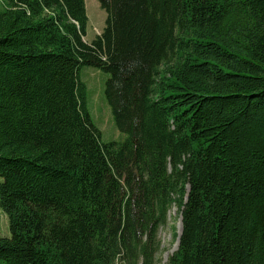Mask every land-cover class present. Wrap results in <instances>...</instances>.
<instances>
[{"label":"trees","instance_id":"1","mask_svg":"<svg viewBox=\"0 0 264 264\" xmlns=\"http://www.w3.org/2000/svg\"><path fill=\"white\" fill-rule=\"evenodd\" d=\"M98 2L88 43L85 0H3L0 264H158L173 206L164 264H264V0Z\"/></svg>","mask_w":264,"mask_h":264},{"label":"rangeland","instance_id":"2","mask_svg":"<svg viewBox=\"0 0 264 264\" xmlns=\"http://www.w3.org/2000/svg\"><path fill=\"white\" fill-rule=\"evenodd\" d=\"M3 5V0H0V10H2ZM85 9L88 20L84 40L89 43L102 31L106 13L99 5L98 0H85ZM79 76L86 84V107L93 124L100 131V140L102 142L123 141L126 134L115 126L110 107L103 93L108 74L95 67L82 66ZM179 218L177 208L173 206L167 213L166 225L158 229L157 237L160 241V249L157 253L158 264H164L168 256L176 250L177 238L173 237V233L178 235L180 230ZM6 236H9L7 216L0 208V237Z\"/></svg>","mask_w":264,"mask_h":264},{"label":"water","instance_id":"3","mask_svg":"<svg viewBox=\"0 0 264 264\" xmlns=\"http://www.w3.org/2000/svg\"><path fill=\"white\" fill-rule=\"evenodd\" d=\"M180 233H181V218H180V230H179V235H180ZM179 235H178V236H179ZM176 245H178V240H177Z\"/></svg>","mask_w":264,"mask_h":264},{"label":"bare ground","instance_id":"4","mask_svg":"<svg viewBox=\"0 0 264 264\" xmlns=\"http://www.w3.org/2000/svg\"><path fill=\"white\" fill-rule=\"evenodd\" d=\"M180 223V222H179ZM179 233V232H178ZM177 243V242H176ZM176 248H177V245H176Z\"/></svg>","mask_w":264,"mask_h":264}]
</instances>
